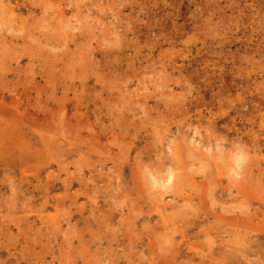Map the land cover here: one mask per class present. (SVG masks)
Returning <instances> with one entry per match:
<instances>
[{"label": "rangeland", "instance_id": "obj_1", "mask_svg": "<svg viewBox=\"0 0 264 264\" xmlns=\"http://www.w3.org/2000/svg\"><path fill=\"white\" fill-rule=\"evenodd\" d=\"M0 264H264V0H0Z\"/></svg>", "mask_w": 264, "mask_h": 264}]
</instances>
